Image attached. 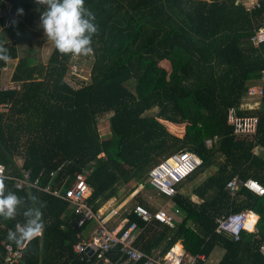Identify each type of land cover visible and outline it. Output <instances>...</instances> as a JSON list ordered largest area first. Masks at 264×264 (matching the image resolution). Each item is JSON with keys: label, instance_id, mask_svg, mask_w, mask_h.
Instances as JSON below:
<instances>
[{"label": "trees", "instance_id": "16d2710c", "mask_svg": "<svg viewBox=\"0 0 264 264\" xmlns=\"http://www.w3.org/2000/svg\"><path fill=\"white\" fill-rule=\"evenodd\" d=\"M256 2L258 6L250 8L238 0H85V7L96 12L92 22L98 34L92 36L89 81L78 88L65 81L75 56L61 55L56 48L46 64L36 62L30 51L20 56L16 42L22 22L12 20L6 28V18L0 17V42L8 49L9 61L17 60L11 81L19 87L0 86V107L6 106L0 110V164L14 179L26 170L30 181H39L37 188L17 190L13 180H7V189L25 200L16 219H0V225L12 229L24 222L29 191L39 198L36 207L47 202L42 209L45 228L24 246L20 264H99L104 258L124 262L118 247L81 260L73 247L93 222L76 228L80 215L43 189L63 186L66 191L75 173H86V202L97 212L108 201L121 199V187L122 196L140 185L152 188L149 171L182 150L202 160L171 199L183 217L173 226L143 222L134 207L156 209L137 194L123 214L126 226L136 223L134 247L163 257L179 242L185 258L203 257L197 264H209L215 257V264H264L259 252L264 195L243 186L232 195L227 187L235 178L264 187V102L258 109H243L247 89L262 84L264 71V42L258 47L251 42L264 28V0ZM27 3L20 1L23 14L17 12L18 17L27 18ZM164 60L173 67V80H167L159 66ZM6 64L0 60V68ZM230 108L241 116H257L254 136L233 134L227 124ZM154 109L156 114L146 115ZM106 114L109 135L104 138L98 118ZM198 118L199 126L190 125L187 131L196 143L171 134L161 122L192 124ZM207 140L213 141L211 147L205 145ZM243 210L258 215L257 235L243 231L234 241L216 232L218 218ZM6 235L0 230V242ZM3 256L0 246V264Z\"/></svg>", "mask_w": 264, "mask_h": 264}, {"label": "built area", "instance_id": "2783aa9c", "mask_svg": "<svg viewBox=\"0 0 264 264\" xmlns=\"http://www.w3.org/2000/svg\"><path fill=\"white\" fill-rule=\"evenodd\" d=\"M256 6H258L257 2L250 8ZM251 42L255 47L264 42V28H260L255 32ZM261 81L262 84L253 85L247 89L246 98L264 102V71ZM11 88L18 89L19 87L15 85ZM3 108H6L5 105L1 106L0 110L6 111ZM227 124L232 127L234 135L251 137L256 134L258 118L257 116H241L234 108H230L227 112ZM213 141L207 140L205 141V145L211 147ZM201 163L202 160L196 154L186 150L178 151L159 162L149 171L147 183L158 195L171 200L176 194V187L200 167ZM20 172L21 178L14 179L6 173L5 167L0 168V175L8 176V181L13 180L15 189L22 190L25 186L38 187L39 181L37 179L30 181V173L28 171L21 170ZM241 186L247 188L257 196L264 195V187L251 179L241 182L235 178L229 182L227 187L231 194L234 195L236 190ZM43 191L67 201L74 212L80 215L76 228L82 227L85 222L96 223L92 234L86 239H81L73 247L74 253L81 260L85 256H91L95 253L105 255L110 249L115 247H118L119 252L125 256L124 262L117 264H197L198 259H203L202 256L187 259L183 253L176 254L172 250L163 257L146 255L134 247L138 229L134 222L126 226V218H122L115 228L109 229L99 212H93L86 202L90 194V189L86 183V173H75L66 191H64L63 186L53 190H50V188L43 189ZM133 212L137 218L146 223L156 220L159 223L173 226V222L175 221L172 215L164 209H156V211L152 212L142 205H136ZM114 213L117 214L116 212ZM258 220V215L250 210L231 213L216 220V232L228 235L234 241H238L243 231L255 235L258 234ZM9 229L0 225V230H6L8 233ZM257 239H260V237L257 236ZM0 246L4 251L2 264H20L24 246H9V243L5 240L0 242ZM259 252L264 257V242L260 244ZM102 261L103 264H116L107 258L102 259Z\"/></svg>", "mask_w": 264, "mask_h": 264}, {"label": "clouds", "instance_id": "9594fccd", "mask_svg": "<svg viewBox=\"0 0 264 264\" xmlns=\"http://www.w3.org/2000/svg\"><path fill=\"white\" fill-rule=\"evenodd\" d=\"M35 3L43 7L40 26L61 55L88 56L93 52L92 36L98 34V28L92 22L91 11L85 7V0H35ZM18 14L22 15L23 9H18ZM10 59L8 49L0 42V60L7 62ZM8 179V176L0 175V219L3 221L15 220L17 210L25 200L7 189ZM26 197L31 204L22 213L24 222L9 229L6 235L9 246L23 247L40 236L45 228L42 209L47 207V202H40V207H36L39 198L30 191Z\"/></svg>", "mask_w": 264, "mask_h": 264}, {"label": "rangeland", "instance_id": "374dc122", "mask_svg": "<svg viewBox=\"0 0 264 264\" xmlns=\"http://www.w3.org/2000/svg\"><path fill=\"white\" fill-rule=\"evenodd\" d=\"M238 1L246 3L247 7H251L256 2V0H238ZM27 2H28L27 5L30 6L29 9L26 11L27 18L18 17L17 14L14 15L12 18V20L16 19L22 22L21 25L22 29L21 31H19L21 39H18V41L16 42L17 49L20 56L24 55V51H30L31 53L30 56L34 58L36 62H41L42 64H46L50 54L52 53V50L55 47L53 43L47 39L42 27L40 26V14L43 11V7L41 5L34 3L31 0H27ZM7 12H8V6L6 4H3V7L0 8V17L6 18L4 25L6 28H8L11 24V22H7L9 18L8 15L7 16L5 15ZM92 61L93 60L91 55L75 56L74 59L68 65V72L65 76V81L68 84H70L73 88H78L87 81H89V72L92 65ZM16 63L17 60L7 61L6 67L0 68L1 87L9 86L8 88H11L12 86L16 85V84L10 85L11 75ZM159 66L161 70L165 73L167 80L174 79L175 73L169 60L162 61ZM3 109L5 110L6 108ZM156 113L157 110L154 109L146 112V115L147 116L154 115ZM192 115H194L195 117H199L195 113H193ZM106 117L107 114L98 118L99 132L100 135L104 138L108 137L109 135L107 130ZM193 120H192V124L190 123V124H180V125L170 124L164 121L161 122L171 134L177 137H184V138L186 137L189 140H191L193 143H196L194 138L188 136L187 131L190 125L195 124L199 126V123L201 121L200 118H198V120H194L196 122H194ZM201 179H203V176L199 177V180ZM120 193H121V199L119 200L112 199L107 203H105L101 208V209L107 208L108 211L119 210L117 215L112 220L114 222L115 221L119 222L122 219V215L128 211L132 199L137 194L141 195L140 197L146 200V203H148V205L152 207L154 210L159 208H164V210H166L167 213H169L175 218L174 220L176 222L181 221L183 217L181 212L177 211L178 209L174 206L172 200L167 199L163 196H159L156 193V191L152 188L143 189V187L140 185L136 187L135 190L129 195L122 196V194L125 193V189L124 187H121ZM193 199L195 200L196 197L194 196ZM217 258L216 257L213 258L210 264L216 262L218 260ZM102 263L103 262H100L99 264Z\"/></svg>", "mask_w": 264, "mask_h": 264}, {"label": "crops", "instance_id": "0c3cea01", "mask_svg": "<svg viewBox=\"0 0 264 264\" xmlns=\"http://www.w3.org/2000/svg\"><path fill=\"white\" fill-rule=\"evenodd\" d=\"M11 84H15L14 82H12L11 81V83H10V85ZM17 85V84H16ZM9 86H4V87H1V89H3V90H6V89H12V88H8ZM258 106H259V101L257 100V99H248V98H246L245 99V102H244V104H243V109L244 110H246V111H249V110H255V109H258ZM193 199V198H192ZM159 209H164V208H159ZM178 211V210H177ZM98 212H99V214L101 215V217H103V219H104V221L106 222V226L109 228V229H113V228H115L118 224H117V221H112L113 220V218L117 215V214H115L114 212H116V213H118L119 212V210H111V211H108V209L106 208H104V209H99L98 210ZM173 217V216H172ZM122 218H123V215H122ZM174 218V217H173ZM175 219V218H174ZM180 220V219H179ZM120 223V222H119ZM95 227H96V223L95 222H93V223H91L88 227H87V229L84 231V237H83V239H86V238H88L91 234H92V232H93V230L95 229ZM177 245H179L180 246V253H183V254H185V252H184V250H183V248H182V245L178 242V243H176ZM175 244V245H176ZM174 245V246H175ZM172 251L174 250V247L171 249ZM174 252V251H173ZM155 253H158L157 251L155 252ZM175 253V252H174ZM177 254V253H176ZM100 262H103V261H100ZM99 262V263H100ZM217 262V261H216ZM216 262H213L212 264H215ZM210 263H211V261H210ZM209 263V264H210ZM103 264V263H102Z\"/></svg>", "mask_w": 264, "mask_h": 264}, {"label": "water", "instance_id": "95a60500", "mask_svg": "<svg viewBox=\"0 0 264 264\" xmlns=\"http://www.w3.org/2000/svg\"><path fill=\"white\" fill-rule=\"evenodd\" d=\"M20 1L21 0H1L3 4H6L8 6L9 18L7 22H11L13 16L17 14ZM95 14L96 12L92 13V16H94Z\"/></svg>", "mask_w": 264, "mask_h": 264}, {"label": "bare ground", "instance_id": "6f19581e", "mask_svg": "<svg viewBox=\"0 0 264 264\" xmlns=\"http://www.w3.org/2000/svg\"><path fill=\"white\" fill-rule=\"evenodd\" d=\"M173 251H174L175 253H177V254L180 253V246L176 244V245L174 246V250H173Z\"/></svg>", "mask_w": 264, "mask_h": 264}]
</instances>
